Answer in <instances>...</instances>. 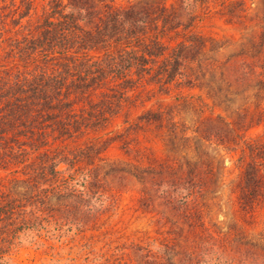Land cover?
Returning <instances> with one entry per match:
<instances>
[{
    "label": "trees",
    "instance_id": "1",
    "mask_svg": "<svg viewBox=\"0 0 264 264\" xmlns=\"http://www.w3.org/2000/svg\"><path fill=\"white\" fill-rule=\"evenodd\" d=\"M34 3L0 0V170L8 172L0 180V264H8L9 252L25 244L41 251L51 240L61 247H92L78 242L116 216L130 178L140 186L135 212L152 214L156 237L146 233L115 248L120 255L112 264H264V231L219 232L202 220L201 202L216 179L210 156L137 165L105 158L115 142L126 154L139 155L130 143L141 123L159 128L167 123L169 142L180 148L215 139L226 151L253 121L260 123L264 0L250 11L243 0L216 4L232 21L254 26L237 45L196 32V10L209 12L203 0H177L171 7L163 0L127 6L47 0L40 13ZM151 86L163 93L203 87L229 113L240 109L225 100L234 92L259 104L254 113L242 107L248 119L240 123L207 118L193 137L162 108L125 119L123 129L108 136L106 128L139 107ZM242 144L237 204L245 213L261 204L264 211V142ZM195 154L204 155L202 149ZM90 251L84 260L91 257V263Z\"/></svg>",
    "mask_w": 264,
    "mask_h": 264
},
{
    "label": "rangeland",
    "instance_id": "2",
    "mask_svg": "<svg viewBox=\"0 0 264 264\" xmlns=\"http://www.w3.org/2000/svg\"><path fill=\"white\" fill-rule=\"evenodd\" d=\"M112 1L116 6H127L136 0ZM176 1L163 0V3L166 7H171ZM220 1L203 0L204 5L207 4L209 12L205 15L203 14L204 10H196L195 15H197V18L193 21L195 30L205 38H213L223 42L225 45H237L242 37H245L246 33L255 28L248 22H245V24L234 22L228 16L223 15L216 5ZM243 1L245 7L250 11L259 0ZM46 2L47 0H35L34 4L38 13L45 7ZM148 89L152 90V92L147 95V98L142 97L141 100L143 102L139 107L132 109L126 116L127 118L120 117L115 121L113 120L106 128L105 132L108 133V136L121 131L124 127L123 121L125 119L131 122L147 110L157 111V109L162 108L169 113V118L174 117V120L178 122L187 136L193 137V132L203 128L201 121L205 123L204 121L207 118L215 119L219 115L222 119L240 123L243 121L242 119H248V116L245 117V114L241 112L242 107L248 105L249 111L254 113V108L259 104L256 102L257 100L255 101L251 97L244 98V95L234 92L231 95H225V100L232 101L234 107L240 109L229 113V109L224 112L221 108L223 105L219 106L218 102L212 101L203 87H171L166 93L156 91L153 86ZM230 105L228 104L227 107L229 108ZM261 107L263 108V113L261 114L260 123L255 125L253 121L252 125L250 124L248 128L242 131L244 132L241 135L242 138L239 137L240 140L234 142L230 150L227 151L215 139L209 141L200 140L198 142L189 141L188 149L180 148L178 143L174 142L171 145L169 142L166 134L167 123L160 128L155 124L141 123V128L135 136L136 140L130 143V146H134L139 151V155L126 154L121 143L115 142L105 152V158L110 162H132L137 165L148 163L146 159L162 163L168 158L169 161L182 163L184 158L195 161L210 156L214 162L213 171L216 174V176L214 175L216 179L209 185L207 195L201 202L200 213L202 220L207 227L214 231L225 232L228 228L236 227L247 236H254L264 231L263 204L257 206L250 213H245L238 207L236 182L240 174V165L237 164V158L243 149V142H264V103ZM199 149L203 150L204 155L198 154L197 158L195 152L199 151ZM218 163L221 165H218ZM217 167L220 169L218 170ZM7 174L8 172L0 170V180L4 179ZM130 179L126 192L120 198L116 216L110 217V222L99 227L100 230L98 232L94 230L87 232L86 241L81 240L78 242L80 245L84 244V242L87 245L91 244L92 247L79 249L78 244L77 247L75 244L68 243L66 246L61 247L57 240H51V247L47 248V251H41L36 245L25 244L24 249H14L9 252L8 264H112L114 263L115 255H120V252H115V248L117 249L124 243H129L133 240H140L146 233L150 237H156L155 228L150 224L152 214L145 215L135 212L140 186L132 178ZM156 210L166 213L162 206H158ZM112 225H114V231H111ZM91 249L94 252L95 259L91 260L90 263L91 257L88 260H84V255L91 254ZM79 255H81V258ZM125 262L122 260L120 264H127Z\"/></svg>",
    "mask_w": 264,
    "mask_h": 264
}]
</instances>
